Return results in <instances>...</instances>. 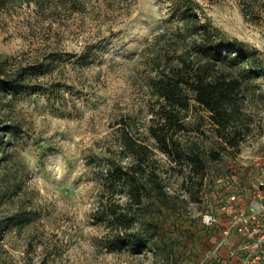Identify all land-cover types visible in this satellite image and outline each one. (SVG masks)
I'll return each mask as SVG.
<instances>
[{"label":"rangeland","instance_id":"374dc122","mask_svg":"<svg viewBox=\"0 0 264 264\" xmlns=\"http://www.w3.org/2000/svg\"><path fill=\"white\" fill-rule=\"evenodd\" d=\"M197 1L223 35L255 49L260 65L244 84L249 131L238 147L219 138L195 100L182 109L180 130H170L168 151L150 134L149 78L187 38L170 0H13L0 11V69H24L28 84L0 91V127L17 126L1 130L0 219H23L4 230L0 264H242L220 204L264 176V0ZM123 132L149 149L142 182L150 188L151 175L163 191H146L132 210L127 190H113L107 176L131 165ZM105 206L135 219L132 235H153L145 250L113 244Z\"/></svg>","mask_w":264,"mask_h":264},{"label":"trees","instance_id":"16d2710c","mask_svg":"<svg viewBox=\"0 0 264 264\" xmlns=\"http://www.w3.org/2000/svg\"><path fill=\"white\" fill-rule=\"evenodd\" d=\"M13 0H0V11L8 8ZM32 0H27L30 2ZM38 3L39 0H33ZM173 17L178 26L177 34L185 35L183 47L172 58L171 63H158L154 68V75L148 84L156 97L152 109L154 123L149 127L152 137L168 151L172 144V135L182 126L183 108L189 107L195 100L209 113L210 120L215 126L219 138L229 147H238L246 133L248 125L243 122L242 107L245 99V81L260 76V65L255 59V49L249 48L241 39L226 37L218 27L212 24L203 6L197 0H170ZM226 65V66H225ZM228 67H234L231 70ZM0 91H18L28 87L24 69L7 73L0 69ZM16 125L0 127V145L3 134L1 130L11 132ZM17 127V126H16ZM122 147L131 157L130 166L110 167L107 172L109 186L123 187L127 190L126 209L140 207L147 192L162 194V187L158 181L147 175L152 182L150 188L138 176L140 166L149 158L148 147L131 137L127 132L122 133ZM191 160H196L191 158ZM195 161V162H196ZM140 168V169H139ZM260 176V175H259ZM257 175L253 177L256 178ZM149 190V191H148ZM148 193V194H149ZM108 222L116 226L114 243L118 248H131L135 253L142 252L153 235L136 237L128 232L134 220L122 213L119 207L111 211L108 206L103 207ZM122 208V207H121ZM103 212V213H104ZM23 220L18 215H10L5 220L0 219V238L4 230L11 224ZM143 228L152 225L146 221Z\"/></svg>","mask_w":264,"mask_h":264},{"label":"built area","instance_id":"2783aa9c","mask_svg":"<svg viewBox=\"0 0 264 264\" xmlns=\"http://www.w3.org/2000/svg\"><path fill=\"white\" fill-rule=\"evenodd\" d=\"M227 218L224 235L234 232L240 239L242 264H264V176L231 190L220 204ZM209 221L216 217L209 214ZM232 230V231H231Z\"/></svg>","mask_w":264,"mask_h":264}]
</instances>
